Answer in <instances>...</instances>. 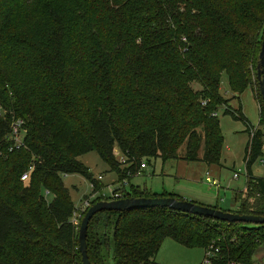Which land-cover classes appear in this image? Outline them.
<instances>
[{
    "label": "trees",
    "instance_id": "obj_1",
    "mask_svg": "<svg viewBox=\"0 0 264 264\" xmlns=\"http://www.w3.org/2000/svg\"><path fill=\"white\" fill-rule=\"evenodd\" d=\"M263 36L264 0H0L1 188L18 200L0 196V264H82L63 175L85 176L93 194L100 187L79 156L97 151L122 179L150 158L220 164L214 113L223 105L249 133V195L237 191L232 212L264 215V177L252 172L263 132L251 137L242 106L221 94L223 74L237 96L251 87L264 123L256 77ZM18 120L23 145L11 150ZM122 196L181 198L137 188ZM167 238L211 250L210 264H255L264 224L166 207L105 210L89 223L88 254L105 264L112 240L115 264H152Z\"/></svg>",
    "mask_w": 264,
    "mask_h": 264
},
{
    "label": "rangeland",
    "instance_id": "obj_2",
    "mask_svg": "<svg viewBox=\"0 0 264 264\" xmlns=\"http://www.w3.org/2000/svg\"><path fill=\"white\" fill-rule=\"evenodd\" d=\"M14 17L16 18V15ZM26 20L25 18L24 21ZM195 86L200 88L198 84ZM221 94L230 99V105L233 108L242 106L244 114L253 126L256 127L259 124V105L251 87L237 96L229 85L228 76L223 74ZM225 107L223 105L217 111L224 136L220 164L209 165L203 160L187 161L181 158H172L167 161H163L160 157L144 159L147 168L124 182L125 178H120L118 171L112 169L97 151H90L79 156L78 159L89 167L94 178L98 180L100 191L93 194L91 181L80 173L63 175L64 185L69 189L71 199L76 206V212L73 216L75 223L78 226L81 224L86 210L95 202L96 198L102 197L101 200L112 199L114 193L124 195L133 192L134 188L146 193L176 194L183 199L203 205L210 206L208 203H213L214 206L223 210L234 211L238 209L240 202L235 200V193L245 190L244 193L249 195L246 192L247 168L244 162L249 133L246 131V124L242 120H237L232 115L225 113ZM117 150L119 148L115 149V154L121 160L122 154H118ZM203 152L200 150L201 156ZM263 158L264 155L258 158L252 166V172L255 176L264 177V163L261 161ZM4 172L5 169L0 171V196L14 199V203L18 204L14 195L16 193L7 192L10 187L1 188V176ZM235 172L239 173L238 177L234 176ZM209 174L219 185L210 184V181L207 180ZM53 198V193L46 194L48 201ZM104 253L105 264H115L112 240L110 246L104 249ZM205 257L206 253L203 248L186 247L174 239L168 238L163 241L156 262L152 264H202ZM254 262L255 264H264V245L255 254Z\"/></svg>",
    "mask_w": 264,
    "mask_h": 264
},
{
    "label": "water",
    "instance_id": "obj_3",
    "mask_svg": "<svg viewBox=\"0 0 264 264\" xmlns=\"http://www.w3.org/2000/svg\"><path fill=\"white\" fill-rule=\"evenodd\" d=\"M256 77L259 83L261 98L264 103V36L261 45V50L259 53ZM144 207H166L176 211L191 213L204 217H210L213 219L227 222L264 224V215L240 214L237 212L227 211L209 205L199 204L183 198H176L174 196H131L119 199L99 200L89 206L79 226L78 248L82 256V264H93L88 254L87 235L89 223L95 214L105 210L126 211Z\"/></svg>",
    "mask_w": 264,
    "mask_h": 264
},
{
    "label": "built area",
    "instance_id": "obj_4",
    "mask_svg": "<svg viewBox=\"0 0 264 264\" xmlns=\"http://www.w3.org/2000/svg\"><path fill=\"white\" fill-rule=\"evenodd\" d=\"M217 112L214 113V115H216ZM23 120H18L17 122H15L13 124V129H12V132H11V137L13 138V146L11 147V150H13L14 148H19L20 146L23 145V139H24V136H23V131L21 130L22 128V124H23ZM259 130H261L263 132V141H264V123L262 125L258 124L256 127L253 126L250 130V134H251V137H253ZM263 152H264V142H263ZM264 155V154H263ZM262 155V156H263ZM261 161L264 163V158L261 159ZM147 165L142 163L141 164V169H144ZM29 175H30V170L27 171L26 173H24L22 175V180L25 181L29 178ZM234 176L235 177H238L239 176V173L238 172H235L234 173ZM215 183V182H213ZM123 197L121 194L119 193H114L113 195V198L112 199H117V198H121ZM107 200H110V199H107ZM217 251V250H216ZM212 251L211 250H208L206 252V257H205V264H210L211 262V257H212ZM233 264V263H232Z\"/></svg>",
    "mask_w": 264,
    "mask_h": 264
},
{
    "label": "crops",
    "instance_id": "obj_5",
    "mask_svg": "<svg viewBox=\"0 0 264 264\" xmlns=\"http://www.w3.org/2000/svg\"><path fill=\"white\" fill-rule=\"evenodd\" d=\"M253 92H254V90H253ZM258 105H259V103H258ZM117 153L118 154H121L120 152H119V150H117ZM147 168V166L145 167V169ZM143 170V169H142ZM141 170V171H142ZM127 179H124V182L126 181ZM207 180L208 181H210V184L211 185H219V183L216 181V180H214V179H212L211 177H210V174L207 176ZM213 182H215V183H213ZM247 185V184H246ZM245 191V190H244ZM208 204H210V206H214L213 205V203H208ZM237 210V209H236ZM168 239V238H167ZM167 239H165L164 241H166Z\"/></svg>",
    "mask_w": 264,
    "mask_h": 264
}]
</instances>
